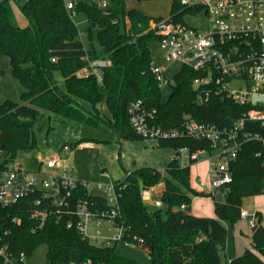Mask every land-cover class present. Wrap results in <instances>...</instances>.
I'll return each mask as SVG.
<instances>
[{"label": "trees", "instance_id": "trees-1", "mask_svg": "<svg viewBox=\"0 0 264 264\" xmlns=\"http://www.w3.org/2000/svg\"><path fill=\"white\" fill-rule=\"evenodd\" d=\"M152 1V0H138ZM102 6L93 0H76L67 9L65 0H0V55L10 59L12 75L25 88L21 103L7 100L0 103V154L3 165L14 162L19 154L37 147L34 127L44 113L90 124L105 122L115 128L125 141L142 138L133 130L128 106L141 100L157 111L155 124L163 129L180 128L189 117L198 123L233 126L250 105H240L222 91L215 80L195 87V80L208 76V69L195 70L182 66L174 76L171 93L163 100L162 88L151 71L158 58L161 36L154 26L163 20L139 9H126L125 0H107ZM16 3L27 19L21 27L16 20ZM83 12L88 20L87 33L95 32L98 47L91 42L86 48L73 14ZM200 9H184L175 0L170 21L183 22L187 14ZM154 25V26H153ZM53 59L55 61H53ZM98 59L112 65L103 71V81L80 79L76 72ZM62 72L65 89L55 78ZM208 94V101L202 98ZM83 102L92 106L88 110ZM105 102L111 115L102 116L97 106ZM260 132L259 123L246 122L244 132ZM161 147L174 151L188 148L191 152L207 149L208 143L189 138L160 139ZM72 146V145H71ZM73 148V146H72ZM233 174L228 199L215 202V217L191 214L194 197H208L191 185V165L181 166L172 159L161 196L162 207L150 210L141 195L143 189L158 186L161 173L153 168L129 172L123 180L113 182L118 197L114 222L124 227L131 241L144 240V251L151 264H229L223 261L228 230L241 219L245 197L264 194V146L251 140L244 144L239 156L229 163ZM78 201H88L93 209L111 211L105 197L89 193L79 184L73 190L70 210ZM33 199L0 207V246L13 253L25 252L31 257L42 245L47 246L49 264H68L92 260L96 264H137L116 253V246L100 247L84 239L75 229L66 226L70 215L58 220L51 214L42 228L32 216ZM152 206V205H151ZM182 206L186 208L181 209ZM258 213L257 226L252 228V249L232 260L231 264H264V227Z\"/></svg>", "mask_w": 264, "mask_h": 264}, {"label": "built area", "instance_id": "built-area-1", "mask_svg": "<svg viewBox=\"0 0 264 264\" xmlns=\"http://www.w3.org/2000/svg\"><path fill=\"white\" fill-rule=\"evenodd\" d=\"M76 0H65L67 9L75 6ZM184 9H200L207 16L208 28L202 31L191 27L186 21H167L166 27L157 32L161 36L158 58L152 62L151 71L157 78L160 87L170 86L167 77L168 66L180 63L190 65L195 70L208 69V76L195 80V87L208 84L215 80L222 91L235 103L250 105L242 118L233 126L221 128L215 124L198 123L187 117L180 128L167 130L155 124L157 111L148 109L141 100L134 101L128 106V117L133 130L142 138L171 139L189 138L208 143L207 149L191 152L188 148L175 151L174 160H185L192 165L209 155L210 189L205 193L207 198H214L216 191L224 197L230 192L233 174L229 163L240 154L244 144L251 140L262 142L264 146V0H175ZM107 0H100L102 6ZM162 24V25H163ZM157 26H154V28ZM203 59L195 65L191 63ZM53 61H55L53 59ZM108 59H98L91 62L84 69L76 72L80 79L95 78L98 83L103 81L104 69L110 67ZM239 79L250 83V87L239 91L229 90L232 80ZM208 94L202 98L208 101ZM246 122L259 123L261 131L244 132ZM221 150L217 161L213 158L214 150ZM73 148L64 145L60 152L41 162L37 172H26L16 161L3 165L0 163V207L7 208L24 199H33L34 211L32 216L41 221L42 228L49 216L53 214L60 221L70 215L66 222L69 229H75L84 239L100 247H111L120 242L144 248V240L137 243L131 241L126 229L114 222L115 207L118 197L114 185L108 187L114 190V195L105 198L111 211H100L91 208L88 201H78L75 210H70V199L73 190L79 184L87 188L86 184L74 181L69 177L71 169L68 158ZM185 165V166H187ZM60 172H58V171ZM127 175H130L128 173ZM98 189H103L101 185ZM88 190V189H87ZM158 186L143 189V200L155 207H162L158 197ZM182 206L181 209H185ZM241 218L249 221L254 228L258 223V212L250 214L241 209ZM108 223L106 233L99 228ZM232 261H229L231 264ZM0 264H33L31 257L25 252L13 253L7 247L0 246ZM68 264H96L92 260L70 262Z\"/></svg>", "mask_w": 264, "mask_h": 264}, {"label": "rangeland", "instance_id": "rangeland-1", "mask_svg": "<svg viewBox=\"0 0 264 264\" xmlns=\"http://www.w3.org/2000/svg\"><path fill=\"white\" fill-rule=\"evenodd\" d=\"M93 1L100 3V0ZM125 2L128 11L139 9L153 18L162 19L163 22L160 24L162 25L169 21L171 17L170 10L174 0H125ZM73 19L81 32L85 47L89 48L91 42H93L99 48L95 32L92 38L87 33L88 20L85 14L74 12ZM26 20L25 17H20L19 24L23 25ZM186 21L189 26L202 31H206L208 28L207 16L202 11L197 14H187ZM181 68L182 64L177 63L167 71L170 86L162 87L164 101L168 99L173 78ZM55 78L60 88L65 89L62 72H56ZM247 87H250V83H245L239 79H234L229 84V90L231 91H239ZM25 91V88L12 75L10 59L7 56L0 55V103L7 100L21 103V95ZM82 103L88 110H92L90 104L83 101ZM97 108L102 116L111 117L105 102L98 104ZM34 137L37 147L21 152L17 159L23 170L30 173L37 172L42 161L57 155L62 146L72 145L73 150L68 158V166L71 169L69 177L74 181L86 184L89 193L105 198L114 195V190L108 189L114 181L123 180L129 172L141 168L158 170L162 176L158 186L163 188L166 179L169 177L167 168L175 155L173 149L161 147L159 139L156 138H137L125 141L115 128L105 122L90 124L47 113H44L35 125ZM220 153L221 150H214V160L217 161L216 156ZM209 158V155H205L191 165V185L199 192H208L210 189ZM2 160L0 154V163ZM180 164L185 166L188 163L181 159ZM99 185L103 189H98ZM213 194L214 198L212 199L194 197L191 211L203 215V217H215V202H222L224 195L219 191L213 192ZM261 208L264 210V194L245 197L242 201L241 209L247 210L250 214L258 212ZM155 209L150 205V210ZM224 224L228 230L226 250L223 253V261L225 262L241 256L246 249H252L253 247L252 227L249 225L248 220L241 218L235 224L229 221H225ZM261 224L264 227V217H262ZM108 227L109 225L106 223L99 230L106 233ZM47 251L46 245L40 246L31 255V262L33 264H49ZM116 253L121 257L135 261L137 264H151V259L146 251L126 242L117 244Z\"/></svg>", "mask_w": 264, "mask_h": 264}, {"label": "crops", "instance_id": "crops-1", "mask_svg": "<svg viewBox=\"0 0 264 264\" xmlns=\"http://www.w3.org/2000/svg\"><path fill=\"white\" fill-rule=\"evenodd\" d=\"M12 5H13V10H14V14H15L16 20H17V22L19 24V18L20 17H24V16L22 15V13H21V11H20V9H19V7H18V5L16 3H12ZM27 25H28V21L26 20L25 23H23V25H20V26L21 27H25ZM175 64H177V63H173V64L169 65L167 71L170 69V67L172 65H175ZM159 189H160V191L158 192V197L161 198V196H159V194L163 195V193L165 191V186L163 188L159 187ZM196 198H201V197H196ZM207 199H212V198H207ZM191 206L193 207V201H192V205ZM263 211L264 210L262 208H261V210H258V213L260 212L262 217H264ZM190 213L195 215V216H197V217H203V215H198V214H196V213H194L192 211ZM229 261H232V260H229Z\"/></svg>", "mask_w": 264, "mask_h": 264}, {"label": "water", "instance_id": "water-1", "mask_svg": "<svg viewBox=\"0 0 264 264\" xmlns=\"http://www.w3.org/2000/svg\"><path fill=\"white\" fill-rule=\"evenodd\" d=\"M165 27H166V24L158 25L157 27H155V31H156V32H160V31L163 30ZM202 60H203L202 58H201V59L194 60L191 64H192V65H195V64H197L198 62H201ZM159 196H162V195L159 194ZM224 199L227 200V199H228V196H225Z\"/></svg>", "mask_w": 264, "mask_h": 264}]
</instances>
